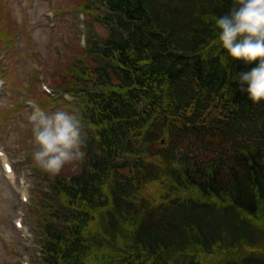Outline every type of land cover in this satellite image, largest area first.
<instances>
[{"label": "trees", "instance_id": "1", "mask_svg": "<svg viewBox=\"0 0 264 264\" xmlns=\"http://www.w3.org/2000/svg\"><path fill=\"white\" fill-rule=\"evenodd\" d=\"M96 2L98 64L65 89L86 155L44 177L35 264H264V100L237 83L257 62L213 43L232 0Z\"/></svg>", "mask_w": 264, "mask_h": 264}, {"label": "rangeland", "instance_id": "2", "mask_svg": "<svg viewBox=\"0 0 264 264\" xmlns=\"http://www.w3.org/2000/svg\"><path fill=\"white\" fill-rule=\"evenodd\" d=\"M96 3L0 0V31L5 32L0 38V264H35L41 258L39 211L47 191L44 177L51 175L33 162L29 117L39 109L67 111L80 119V104L65 89L76 79L74 71L92 74L98 64L92 42L99 43L108 26ZM80 121L86 141L89 128ZM4 159L11 164V177L3 170ZM80 163L65 165L61 173L77 172ZM159 189L148 185L145 194L157 198Z\"/></svg>", "mask_w": 264, "mask_h": 264}, {"label": "clouds", "instance_id": "3", "mask_svg": "<svg viewBox=\"0 0 264 264\" xmlns=\"http://www.w3.org/2000/svg\"><path fill=\"white\" fill-rule=\"evenodd\" d=\"M214 32L213 43L227 52V58L246 65L257 62L238 74L237 83L248 99L260 103L264 100V0H232L229 11L215 18ZM29 123L32 159L44 172L59 175L65 165L85 158L82 123L76 114L36 109Z\"/></svg>", "mask_w": 264, "mask_h": 264}, {"label": "bare ground", "instance_id": "4", "mask_svg": "<svg viewBox=\"0 0 264 264\" xmlns=\"http://www.w3.org/2000/svg\"><path fill=\"white\" fill-rule=\"evenodd\" d=\"M3 162H5V160H3ZM12 176V173H10V177Z\"/></svg>", "mask_w": 264, "mask_h": 264}]
</instances>
